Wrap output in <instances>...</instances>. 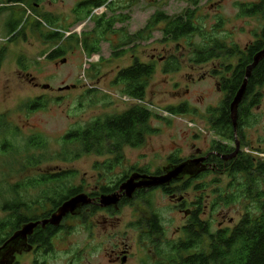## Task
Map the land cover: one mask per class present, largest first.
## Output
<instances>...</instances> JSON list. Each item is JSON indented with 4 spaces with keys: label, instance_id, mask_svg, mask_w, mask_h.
Returning a JSON list of instances; mask_svg holds the SVG:
<instances>
[{
    "label": "rangeland",
    "instance_id": "1",
    "mask_svg": "<svg viewBox=\"0 0 264 264\" xmlns=\"http://www.w3.org/2000/svg\"><path fill=\"white\" fill-rule=\"evenodd\" d=\"M82 1L85 0H28L25 4L11 6L0 1L3 10L0 14V52L5 54L0 67V119L5 117L11 131L15 132L0 136V206L12 199L7 193L9 187L18 189L19 186L18 192L27 204L38 208L50 205L52 200L44 194L54 198L62 190L57 188L54 192L53 185L41 184L45 180L43 175L67 174L66 189L81 187L87 194L99 193L103 187H115L130 176L133 169L160 173L172 160L184 161L194 156L196 150L206 154L213 143H224L211 130L204 116L209 109L219 107L225 98L219 86L225 77L224 68L236 67L242 56L197 64L194 52L203 44L204 38L197 35L178 44L162 42L163 34L157 30L150 41L141 42L136 48L131 45L118 50L127 51L120 58L112 57L111 48V44L119 43V37L108 36L109 42L101 43L100 54L88 58L79 41L70 37L90 33L95 27L90 20L75 23L73 11ZM117 1L116 8H120L115 13L101 8L94 15L126 17L115 28H125L130 35L142 30L156 12L177 17L188 9L195 10L189 0ZM256 1L201 0L196 13L198 25L227 47L237 46L245 52L256 41V34L260 35L264 20L241 15L239 5ZM45 15H51L55 25L44 22ZM16 20H20V26L10 33L9 24ZM220 21L222 24L217 29ZM39 22L41 27H37ZM215 29L218 32L215 33ZM56 31L65 34L61 43L42 37ZM58 48H63L65 54L48 60L47 57ZM136 60L152 63L155 67L145 100L128 98L120 88L113 86L118 73L130 68ZM172 63H178L179 70L165 73ZM217 71L222 72V76L215 75ZM46 86L49 88L45 89ZM261 95V103L253 110L250 126L242 130L244 142L240 150L247 153L264 152V89ZM37 99H42L43 108L29 110L27 107ZM181 105L189 106L191 113L172 115L167 111L169 107ZM132 106L146 107L158 116L151 122L155 134L148 137L142 147H125L122 162L112 169L104 166L113 156L82 154L78 145L64 143L67 134L85 128L98 118L120 115ZM33 137L44 141L43 150H27V143ZM238 140L241 142L240 138ZM2 143L17 148L19 155L2 154ZM230 146L235 147L233 143ZM260 157L264 158V155ZM35 161H39L38 164ZM218 179H221L218 186L224 187L229 182L213 173L196 182H188L185 192H176L177 198L185 199L188 210L195 211V205L201 199L205 212L203 220L210 224L212 232L234 227L248 209L255 207L241 201L214 210L216 185L213 182ZM24 184L28 185L27 189L22 188ZM201 186L203 189L197 190ZM43 211L40 209L37 214ZM153 213L162 221L165 242L184 238L190 220L164 193L156 192L136 199L114 214L98 211L85 219L67 221L64 230L53 241L52 253H30L18 259L17 264H113L111 255L117 246L119 249L126 246L130 252L127 264H152L156 258L155 247L145 238V230L139 228V224ZM7 217L0 210V222ZM3 238L0 233V241Z\"/></svg>",
    "mask_w": 264,
    "mask_h": 264
},
{
    "label": "trees",
    "instance_id": "2",
    "mask_svg": "<svg viewBox=\"0 0 264 264\" xmlns=\"http://www.w3.org/2000/svg\"><path fill=\"white\" fill-rule=\"evenodd\" d=\"M0 1H3L2 4L5 3V5L11 6L25 4L28 0ZM200 1L189 0V5L194 7L195 10L188 9L177 17L156 12L142 30L130 35L125 28H115L117 24L123 23L126 17L116 14L111 17L106 15L96 17L93 14L94 11L103 7L107 11L115 13L116 9L120 8H116L119 3L117 0H85L80 2L73 11L75 23L78 25L90 20L95 27L90 33L70 37L79 41L83 52L88 58L100 54L101 43L109 42L108 36L119 37V43L111 44V48L113 50L112 57L120 58L127 51L117 52L118 50L131 45L136 48L141 42L150 41L157 30L163 34L162 42L178 44L184 39L193 38L197 35L204 38L203 44L196 47L194 52V62L197 64H206L222 57L233 58L238 55L242 56L240 63L236 67L228 66L224 68L225 77L222 78L219 86L225 98L219 107L209 109L204 116L214 134L224 141V143L212 144L213 149L221 158L227 156L228 152L233 154L236 149L235 130L231 119L230 106L243 85L247 67L252 64L255 55L264 49V28L260 35L256 34V41L245 52H241L237 46L227 47L225 43H222L216 37L212 38L211 34H208L198 25L196 13L199 9ZM239 6L241 15L255 18L261 17L264 20V0H257L255 3ZM2 12L3 10L0 8V14ZM12 18L13 16H11L10 20ZM44 22L55 25L51 15H45ZM220 22L218 27H216L217 29L222 24V21ZM20 23V20L12 21L9 24V32L13 33L18 30ZM41 24L40 22L37 23V27H41ZM160 26L163 27L159 28ZM216 32L218 31L215 29ZM42 37L47 41L61 43L65 39V34L56 31L42 35ZM12 40H14V37ZM64 54L63 48H58L47 58L48 60H55ZM4 56V51L0 52V67L5 59ZM177 70H179V64L172 63L166 67L165 73ZM154 74V64H143L136 60L130 68L123 69L118 73L113 86L120 88L122 94L128 98L145 100L149 80ZM222 74V72H215L217 76H222ZM263 89L264 59L252 71L245 96L238 108L236 134L238 139L240 138L241 146H243L244 142L242 130L244 127L250 126L254 118L253 110L259 107L261 103V90ZM43 104L42 99H37L27 108L29 110L43 108ZM167 111L172 115H187L191 113L187 105L169 107ZM154 118H158V116L153 115L147 109L140 106H132L131 109L120 115L98 118L85 128L67 134L64 138V143L78 145L82 154H95L99 157L113 156L114 158L105 163L104 166L110 170L122 162L125 147H142L145 145L147 138L155 134L151 127V122ZM10 134L14 135L15 132L11 131V126L5 117L1 118L0 136L6 137ZM230 143H233L235 147H231ZM44 147L45 143L40 137L30 138L27 143V150H43ZM1 151L4 155H19L17 148L5 143L1 144ZM254 152L247 153L240 150L237 156L232 159L214 158V162L217 165L214 173L219 178L221 177L222 180L226 178L229 182L224 187L218 186L221 184V179L213 182L216 188L214 190L212 208L214 210L227 208L239 204L241 201L249 202L255 207L251 210L248 209L234 227L220 228L212 232L207 222L203 223L198 219L202 211V202L199 199L197 211L190 220L189 226L185 228L184 238L176 242L164 241L162 222L158 215H152L150 220L139 224V227L145 230V238L150 240L155 247L156 258L152 264H264V158L260 157V155H264V152L260 150ZM38 162L35 161L34 163L38 164ZM180 162L181 160L177 158L172 160L171 164ZM205 176L206 174L203 177ZM67 179H69L67 174H63L50 177L41 182V184L54 186V192L57 191V188L62 190L60 193L57 192L58 194L54 198L52 195L44 194V197L52 200L50 202L54 204L55 209L69 201L77 192L73 191V188L66 189L68 184L65 181ZM181 185L174 192H185L188 189V182H183ZM27 186V184H24L22 188L27 189ZM20 187L18 189L9 187L7 193L12 195V199L5 201L0 206V210L8 216L5 221L0 222V233L4 237L0 241V246L7 242L22 226L38 220L31 214L33 205L27 204L18 192ZM201 189H203L202 186L197 188V190ZM111 192L112 189L109 187L102 188L104 195H108ZM48 230L47 234L34 235L29 240V244L41 245V247L48 249L51 245L49 243L51 237L55 236V234H50L52 232L51 228Z\"/></svg>",
    "mask_w": 264,
    "mask_h": 264
},
{
    "label": "flooded vegetation",
    "instance_id": "3",
    "mask_svg": "<svg viewBox=\"0 0 264 264\" xmlns=\"http://www.w3.org/2000/svg\"><path fill=\"white\" fill-rule=\"evenodd\" d=\"M232 153H227L226 155L229 156L231 155ZM220 158V155L213 149L212 145H211V148L209 149V151L204 154L203 152H201L200 150H196L195 152V155L186 159V160H181L180 163L178 164H171L169 163V167H174V166H177L183 162H187V161H196V160H199V159H204V161H202V163H199V164H194V166L189 170V175H187L183 180H180V181H173L170 186L168 187H157V188H151V189H147V190H139V191H136L134 196H133V199H128L125 195H123L122 192H120V186L125 182L127 181L132 175L134 174H138V175H141V176H144V175H147V176H156V177H160L162 175H164L165 173V169L164 168L163 170L160 171V173H149L148 171L146 170H139V169H133L132 173L130 176H127L124 180L120 181L117 183V185H115V187L112 188V192L111 193H108V195H111V194H119L121 196L120 198V201L118 203V206L117 207H107V208H101L99 207V202H100V197L103 196L104 194L102 193V190L98 193V192H91L90 194L88 193H85L83 190V188L81 187H74L73 188V191H77L75 193V196L71 197L70 199L78 196V195H81V194H85L87 195L92 203L90 205H87V206H84L81 208L80 210V213L76 216H73V215H68L66 218H64V220L62 221L61 225L59 227H52L50 225H47L45 228H42L41 226H39L37 229H35L34 231V234L28 238V244H29V240L36 234H47V231H49L48 229H52V232L50 233L51 235L55 234L54 237H51L50 239V246L48 249L44 248V247H41V245H30L31 247V250L29 252H22L20 254H15V257H16V260L14 262V264H17L18 263V259L22 258L24 255H28L30 253H44V254H50L52 253L53 251V241L55 240V237L57 236V234H59L61 231L64 230L65 226L64 224L67 222V221H71L73 219H85L87 217H90V216H94L98 211H104V212H107V213H111V214H114L116 212H119L121 210V207L123 206H127V205H130L131 203H133L136 199H140V198H145L147 197L148 195L150 196L151 194L153 193H156V192H162L164 193L165 196H167L170 201L172 202V204H175V207H177L179 209V211L185 215V217L187 218V220H191L194 216V214L196 213L197 211V206L195 205V211L193 210H188L185 208V199L184 198H177V193L174 192V190H176L182 182H191V181H198L199 179H201L205 174L206 175H209V174H213L217 168V165L215 164L214 162V158ZM221 159V158H220ZM205 168L204 172L202 173H198L199 170ZM43 175V174H42ZM196 175V176H195ZM45 180H47L48 178H50L48 175H43ZM55 176H61L60 175H55ZM44 181V180H42ZM41 181V182H42ZM69 192V190H68ZM69 199V200H70ZM181 200V201H180ZM177 202V203H176ZM50 205H47V207H45V205H43V207H33V209L31 210V214L33 217L35 218H38V220H36V222H40V221H44V220H48L50 219V217L55 214L59 208L62 206H59L58 208L55 209V206L54 204H52V202L48 203ZM178 204V205H177ZM42 209V210H45L43 211L42 213L40 214H37L38 211ZM37 210V212H36ZM154 215V213L152 214ZM205 216V212L201 211V214L198 216V219L200 220V222H207V221H204L203 220V217ZM159 217V216H158ZM151 216L147 217L146 219H144L143 221L146 222L147 220H150ZM160 219V217H159ZM142 221V222H143ZM36 222H31V223H36ZM162 222V221H161ZM208 223V222H207ZM162 224V223H161ZM209 224V223H208ZM210 225V224H209ZM141 228V227H139ZM46 232V233H45ZM49 234V236H50ZM150 242V240H148ZM6 243V242H5ZM4 243V244H5ZM151 243V242H150ZM3 244V245H4ZM2 245V246H3ZM0 246V248L2 247ZM23 246V242H17L13 247H15V250H18L20 249L21 247ZM119 247L117 246L115 248V250L112 252V255H111V263L113 264H127V261H128V258H129V254L130 252L128 251L127 247L124 246L123 248L119 249ZM6 252H3L0 254V258L5 255ZM8 256V255H7Z\"/></svg>",
    "mask_w": 264,
    "mask_h": 264
},
{
    "label": "water",
    "instance_id": "4",
    "mask_svg": "<svg viewBox=\"0 0 264 264\" xmlns=\"http://www.w3.org/2000/svg\"><path fill=\"white\" fill-rule=\"evenodd\" d=\"M263 59L264 49L255 55L252 64L247 67L243 85L231 103L230 110L231 119L235 130L234 137L236 149L232 155L221 157L224 160L232 159L233 157L237 156V154L240 152L241 143L239 142L236 134L238 108L245 96L248 80L252 75V71ZM44 88L47 89L49 87L46 86ZM202 161H204V159H199L196 161H187L174 167H168L165 169L164 175L160 177L147 175L141 176L138 174H134L120 186V192H122L123 195H125L128 199L131 200L133 199V196L136 191L147 190L157 187H168L173 181L183 180L187 175H189V170L194 166V164L197 165L199 163H202ZM204 170L205 168L199 170L197 174L204 172ZM121 196L122 194L103 195L100 197L99 207H117ZM91 203L92 201L87 195L81 194L65 202L59 208V210L50 217V219L36 223H29L22 226V228L15 232L13 236L0 248V254L6 252L5 255L0 258V264H14L16 260L15 254L29 252L31 250V247L27 242L28 238L34 234L35 229H37L39 226H41L42 228H45L47 225H50L52 227H59L64 218H66L68 215H78L82 207L90 205ZM19 241L23 242V246L20 249L15 250V247L13 246Z\"/></svg>",
    "mask_w": 264,
    "mask_h": 264
},
{
    "label": "built area",
    "instance_id": "5",
    "mask_svg": "<svg viewBox=\"0 0 264 264\" xmlns=\"http://www.w3.org/2000/svg\"><path fill=\"white\" fill-rule=\"evenodd\" d=\"M101 10H102V9H99V10H97V11H94V13L97 14V13H99V11H101ZM94 13H93V14H94ZM138 103L143 105V102H142V101H138Z\"/></svg>",
    "mask_w": 264,
    "mask_h": 264
}]
</instances>
